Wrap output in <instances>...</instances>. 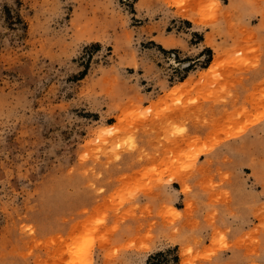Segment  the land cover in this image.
<instances>
[{
  "label": "rangeland",
  "instance_id": "1",
  "mask_svg": "<svg viewBox=\"0 0 264 264\" xmlns=\"http://www.w3.org/2000/svg\"><path fill=\"white\" fill-rule=\"evenodd\" d=\"M0 264H264V0H0Z\"/></svg>",
  "mask_w": 264,
  "mask_h": 264
},
{
  "label": "crops",
  "instance_id": "2",
  "mask_svg": "<svg viewBox=\"0 0 264 264\" xmlns=\"http://www.w3.org/2000/svg\"><path fill=\"white\" fill-rule=\"evenodd\" d=\"M240 202V200L238 199V197H237V193H236V191L233 193V199H231V202L230 203H239Z\"/></svg>",
  "mask_w": 264,
  "mask_h": 264
},
{
  "label": "bare ground",
  "instance_id": "3",
  "mask_svg": "<svg viewBox=\"0 0 264 264\" xmlns=\"http://www.w3.org/2000/svg\"><path fill=\"white\" fill-rule=\"evenodd\" d=\"M215 61V60H214Z\"/></svg>",
  "mask_w": 264,
  "mask_h": 264
}]
</instances>
